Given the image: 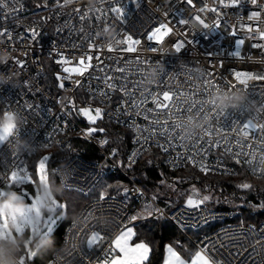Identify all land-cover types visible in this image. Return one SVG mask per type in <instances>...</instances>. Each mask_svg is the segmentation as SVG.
<instances>
[{"label":"built area","instance_id":"obj_1","mask_svg":"<svg viewBox=\"0 0 264 264\" xmlns=\"http://www.w3.org/2000/svg\"><path fill=\"white\" fill-rule=\"evenodd\" d=\"M0 3L7 5L0 7V30L11 34L10 39L0 36V116L6 111L14 114L18 129V134L0 145V189L9 186L7 176L13 170L33 174L28 160L38 149L55 145L65 150L75 139L93 144L101 157L74 154L58 165L55 174L63 189L87 195L108 167L119 170L127 180L119 194L101 195L104 200L98 196L81 206L45 264L108 262L115 254L116 238L136 222L142 206L165 216L198 251L218 264H264V221H238L234 210L214 209L205 202L199 207L165 208L114 159L111 138L99 124L107 119L131 131L128 164H135L146 150L158 148L176 169L192 166L200 171L235 173L234 162L239 159L252 175L264 178V79H247L242 84L235 78L236 73L241 79L245 73L264 76V39L260 38L264 0L256 4L239 0L235 7H223L220 0H193L194 6L186 0ZM113 8L121 9L122 15ZM253 12H259V17L249 19ZM181 19L187 23H180ZM161 26V32L153 36V30ZM128 36L138 43L128 41ZM128 47L133 51H126ZM44 53L56 69L57 90L44 82ZM88 56L93 57L91 66ZM81 59L84 65L79 64ZM76 68L83 69V74L73 71ZM164 92L173 95L172 103L179 110L163 101ZM236 94L243 100L234 101ZM194 101L212 116H204V112L197 116L196 109L187 112ZM159 103H169V107H159ZM83 109L94 114L100 109L102 116L96 123H88L81 114ZM221 109L230 115L217 120L215 112ZM248 121L254 129L243 127ZM175 124L183 125L184 130L176 131ZM164 128L172 130L173 136L162 131ZM205 128L213 135L199 143L173 139L180 134L202 136ZM193 201L202 199L196 196ZM211 223L218 224L202 231ZM93 232L102 239L90 246ZM23 254L0 238V255L17 264V256Z\"/></svg>","mask_w":264,"mask_h":264},{"label":"trees","instance_id":"obj_2","mask_svg":"<svg viewBox=\"0 0 264 264\" xmlns=\"http://www.w3.org/2000/svg\"><path fill=\"white\" fill-rule=\"evenodd\" d=\"M42 61L45 84L57 90L58 76L51 59L44 53ZM76 116L78 117L77 114ZM99 124L105 127L111 138L109 149L114 159L165 208L172 209L184 204L186 198L196 193L200 198L206 195L211 197L205 201L211 208L234 210L235 220L264 221V178L252 175L244 164L234 162L237 168L235 173L203 172L192 166L176 169L169 165L165 155L158 148L146 150L135 164H128L126 154L131 145V131L107 119L100 121ZM74 154H81L90 159L101 157L93 144L75 139L65 150L55 145L38 149L28 160V166L36 177L37 162L43 156H48L45 169L47 179L53 190L62 192L60 196L65 200L67 210L66 216L57 224L44 246L36 252V257L27 260L28 264L46 263L48 257L61 243L67 225L87 200L101 195L119 194L127 183L119 170L108 167L99 183L87 195L63 189L58 183L55 169ZM245 183L251 187L242 188L241 185ZM170 185L173 190H170ZM153 211V207L150 206L139 207L137 215L141 220L133 225L136 228L135 239L144 241L151 249L150 256L144 264H162L167 245L175 247L185 258H191L197 251L195 246L165 216L154 214ZM217 224L211 223L202 231H207ZM16 252L25 253L17 250Z\"/></svg>","mask_w":264,"mask_h":264},{"label":"snow or ice","instance_id":"obj_3","mask_svg":"<svg viewBox=\"0 0 264 264\" xmlns=\"http://www.w3.org/2000/svg\"><path fill=\"white\" fill-rule=\"evenodd\" d=\"M186 2L189 5H193L194 6L193 0H186ZM220 2H221V5L223 7H229V6L235 7V6H238L239 0H229V3H225V0H220ZM256 2H257V0H252L253 4H256ZM6 6H7L6 4L0 3V7H6ZM111 10L122 15V11L119 8H113ZM212 11H217V10L216 9H212ZM259 15H260L259 12H253L249 16V19H252L254 17H259ZM81 18L82 19L84 18V14L83 13L81 15ZM196 19L199 20L200 18L196 17ZM200 22L203 23L202 20ZM180 23H182V24L183 23H187V21L184 20V19H181ZM203 26L205 28L208 27L207 24H203ZM218 26H219V21H217V27ZM162 27L163 26L158 27L156 29V31L153 33V36H155L157 33H160L161 30H162ZM248 30L252 31L251 26L248 27ZM31 31L33 32V35H35V30H31ZM168 31H170V29ZM233 34H235V33L233 32ZM4 35H7L9 39L11 37V34L7 33L6 30H0V36H4ZM260 38L264 39V33L260 34ZM127 39H128V41H131L133 44L138 43V41L134 40V38L131 37V36H128ZM150 39H151V37H150ZM240 43L242 44L243 41H240ZM92 47L94 48L95 45H92ZM253 47H258V46L254 45ZM108 50L112 51L113 49L111 48V46H109ZM125 50L131 52V51H133V48L132 47H128ZM6 51H8V50L6 49ZM177 51H179V47H177ZM235 54L239 55L238 52L235 53ZM96 58L99 59V57H96ZM92 59H93L92 56H88V58H87L88 66H91L90 62H91ZM13 62L15 64H18L19 66L23 67V63L21 61L16 60L15 58H13ZM79 64L84 65L85 64V60L81 59L79 61ZM65 71H68V70L65 69ZM73 71H75L77 74H83V69H81V68L73 69ZM244 77H245L244 79H241V74L240 73H236L235 74V78L237 80H239L240 83H242V84L246 83L247 79H253V78H255V79H264V76H255L254 77V76H252L251 74H248V73H245ZM61 87H63V85H61ZM110 87H111V85H110ZM179 95H183V94L182 93L181 94H177L176 99L179 98ZM163 101L172 103L173 102V95L170 94L169 92H164L163 93ZM169 103H159L158 106L162 107V108H168L169 107ZM172 106L176 107L177 110H179L180 106L178 104L172 103ZM211 106H212V109L216 108V105H215L214 102L211 103ZM193 109H196V113L195 114L197 116H199V114L201 112H204V116H208L209 114H211V116H212V112H205L203 104H200L199 108H197V102H195V101L192 102L191 104H189V106L186 109V111L191 113L193 111ZM89 111H90L89 109H84L83 110L84 115L87 116ZM229 115H230V113H226L223 109H221V110L215 112V119L219 120L220 117H224L226 119ZM4 116H6V117L8 116V111H6L4 113ZM95 116L96 117H101L102 116V113H101L100 109H95ZM9 118H11V117H9ZM145 118L147 119V117H145ZM158 122L159 121H157V123ZM165 123L167 124V120L165 121ZM243 127L244 128H253L254 129L255 126L252 124L251 121H248L247 123H245L243 125ZM262 127H264V126H262ZM173 128L176 131H178V132L184 130V126L183 125H179V124H175L173 126ZM153 131H159V130H153ZM162 131H164L168 136H173L172 130H170L168 128H164V129H162ZM217 131H220V129H217ZM14 134H18V129H17L15 123H13L11 125H0V145L4 144L5 142H8L9 138L12 137ZM212 135H213L212 131L209 130L208 128H205L203 130V135L202 136H199V137H197V135H195V136H185L183 134H180V135L174 136L173 139L174 140H180V141L192 140L195 143H199L201 140L204 139L205 136L211 137ZM146 139H151V136L147 137ZM170 144H171V141H170ZM156 146L157 147H162L159 144H157ZM167 150H168L167 148H164V151H167ZM239 155H240V153H237V156H239ZM46 160H47V157L43 158L40 161V164H39V167H40V170H41V172H40V182L42 184H46L47 183V177L45 175V168H46L45 161ZM236 162L240 163V160L237 159ZM247 162L248 161H245V163H247ZM202 170L205 171V172L209 171V169H206V168L202 169ZM7 179L9 181V186L7 187V189H9V190H11V187H10L11 184L22 185L25 182H31L30 177H28L26 175L24 169L11 171L10 174L7 176ZM241 187L244 188V189H248V188L251 187V185L245 183V184L241 185ZM8 191H4V190L0 189V197L5 196ZM23 195H24V197L25 196H30V194L27 193V192H25ZM209 199H211V197H209L207 195L204 196L203 200L200 201L199 203L194 202L192 199H189L187 201V205L190 206V207H199L200 203L208 201ZM100 200H104V196H101ZM38 205H39V200H38V196L36 195L34 198H32L31 204H28L26 206L24 212L19 217H10V216H8L6 214L0 213V221H2V223H0V237H4V238L13 237V233L9 232L8 229H7V225L9 223L10 219L16 225V232L15 233H16L17 236H23L26 229H30L31 232H32V235L29 236V238L27 239V242H26V244L24 246V248L26 250L25 253L23 255L17 256V264H26V260L30 261V260H32L33 258L36 257V253L33 252L30 249L29 246L32 245L34 239L50 237L52 232H53V228H54V226L56 224V221L59 218V217H54V216H48L46 218H42L40 224H38V225L32 224L31 221H32L33 215L34 214H37V215L39 214ZM53 205H54L55 208H59V209H65L66 208V205L58 204L56 201H53ZM133 219H135V217H133ZM125 235H127L128 237H131L133 235L132 230L131 229L126 230L125 234H122L120 237H118L116 239L115 244H116L117 247L120 248V251L121 252H125V253L140 251L142 253V258L146 257L148 252H149L148 245H146L144 243H139V244H137L135 246V248H125L123 246V244H122V241L125 240ZM99 239H102L100 234L98 232H93V234L91 235V237L88 240V243L91 246L93 243L97 242ZM166 252L168 253L170 258L166 259L165 264H186V261L184 259H182L181 256L171 246L167 247ZM112 264H128V261L127 260H124V261H113ZM189 264H218V262L207 258L202 252H196L195 256L192 258V260L189 262Z\"/></svg>","mask_w":264,"mask_h":264},{"label":"rangeland","instance_id":"obj_4","mask_svg":"<svg viewBox=\"0 0 264 264\" xmlns=\"http://www.w3.org/2000/svg\"><path fill=\"white\" fill-rule=\"evenodd\" d=\"M157 29V28H156ZM156 29L153 30L152 34L156 31ZM84 110V109H83ZM83 110L81 112L82 116H84L85 119H87L88 123H96L97 122V117L95 116L94 112L89 109V113L88 115H84ZM47 157L48 160V156H43L36 165V177L33 176V174L30 177L31 182H25L23 185V187L21 189H14L12 188L10 195L15 194L20 202H22L23 204H25L26 206L28 204H31L32 202V198H34L36 195L38 196V200H39V214H34L32 217V221L31 223L34 225H38L41 223L42 218H46L48 216H54V217H59L56 221V224L53 228V231L55 230L57 224L60 222V220H62L65 216H66V208L65 209H59V208H55L53 205V201H56L58 204H63L66 205L65 200L63 198H61L60 194L62 193H58L57 191L53 190L49 180L47 179V183L46 184H42L40 182V161ZM47 160L45 161V165L47 168ZM45 168V169H46ZM46 175V173H45ZM47 177V176H46ZM32 183V184H29ZM170 190H173V187L170 185ZM27 192L30 194V196H25L24 197V193ZM196 197V193H193ZM9 195V196H10ZM9 196H3V198L1 200H7ZM204 197V196H203ZM189 199L193 200L192 196H189L188 198H186L185 203L187 205V201ZM203 200V198H201ZM154 209V208H153ZM150 213V210L148 211ZM154 212V211H153ZM0 223H2V221H0ZM7 229L9 232L13 233V237H9V238H4V237H0L2 240H4L6 243L12 245L17 251H23L25 252V244L27 242V239L29 238V236L32 235V232L30 229H26L25 233L23 236H17L16 235V225L15 223L10 219L9 223L7 225ZM53 233V232H52ZM49 239V237H44V238H37L33 240L32 245H30V249L33 252H37L39 249H41L45 242ZM100 241V239L93 243V244H97Z\"/></svg>","mask_w":264,"mask_h":264},{"label":"crops","instance_id":"obj_5","mask_svg":"<svg viewBox=\"0 0 264 264\" xmlns=\"http://www.w3.org/2000/svg\"><path fill=\"white\" fill-rule=\"evenodd\" d=\"M141 220V217L139 216V215H137L136 214V221L138 222V221H140ZM134 225V224H133ZM133 225H131L130 227H128L127 229H125L118 237H120L122 234H125L126 233V230H128V229H131L132 230V233H133V235L131 236V237H128L127 235H125V240L124 241H122V244H123V246L125 247V248H135V246L137 245V244H139V243H144V244H146V245H148L147 243H145L144 241H137L136 239H135V236H136V228H135V226H133ZM117 237V238H118ZM116 238V239H117ZM168 246H171V245H167L166 246V249H167V247ZM148 247H149V245H148ZM180 256H181V258L182 259H184L185 261H186V264H189V262L192 260V258L195 256V253L196 252H200V251H198L197 249V251L191 256V258H185L184 256H182L179 252H178V250L175 248V247H173V246H171ZM114 250H115V254H114V256H113V258L111 259V260H109L108 262H106V263H103V264H112V262L113 261H124V260H127L128 261V264H144L147 260H148V258H149V256H150V251H151V249H150V247H149V252H148V254H147V256L146 257H144V258H142V253L140 252V251H137V252H127V253H125V252H121L120 251V248L119 247H117L116 246V244L114 245ZM170 257H169V255H168V253L167 252H165V256H164V259H163V262H162V264H165V261H166V259H169Z\"/></svg>","mask_w":264,"mask_h":264},{"label":"clouds","instance_id":"obj_6","mask_svg":"<svg viewBox=\"0 0 264 264\" xmlns=\"http://www.w3.org/2000/svg\"><path fill=\"white\" fill-rule=\"evenodd\" d=\"M233 100L238 103L243 100V96L236 94L233 97ZM232 106H236V103ZM13 123H15L14 114L8 113L7 117L4 115L0 116V125H11ZM25 208L26 205L20 202L15 194L10 195L7 200H0V213L6 214L10 217H19L24 212ZM0 262H2V264H14L13 260L5 258L2 255H0Z\"/></svg>","mask_w":264,"mask_h":264},{"label":"water","instance_id":"obj_7","mask_svg":"<svg viewBox=\"0 0 264 264\" xmlns=\"http://www.w3.org/2000/svg\"><path fill=\"white\" fill-rule=\"evenodd\" d=\"M7 187H8V186L5 187V191H8V190H9V189H7ZM9 195H10V190L6 193L5 196L7 197V196H9ZM191 196H192V197H195L194 194H192ZM101 244H102V242H101ZM98 247L100 248V245H99Z\"/></svg>","mask_w":264,"mask_h":264}]
</instances>
